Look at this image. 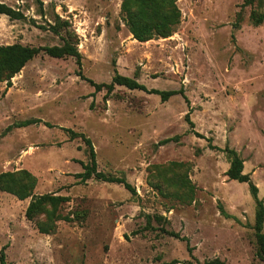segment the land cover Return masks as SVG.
Here are the masks:
<instances>
[{
  "label": "rangeland",
  "instance_id": "374dc122",
  "mask_svg": "<svg viewBox=\"0 0 264 264\" xmlns=\"http://www.w3.org/2000/svg\"><path fill=\"white\" fill-rule=\"evenodd\" d=\"M0 2L22 14H0V45L68 41L81 54L80 67L40 52L12 77L0 74V173H18L33 195L68 197L28 219L30 196L0 190L5 264H263L249 186L225 172L233 150L264 206V22L250 18L264 0H174L171 35L145 41L133 38L123 0ZM115 73L182 89L187 100L86 81ZM27 120L36 121L21 126ZM84 138L97 169L134 193L77 177Z\"/></svg>",
  "mask_w": 264,
  "mask_h": 264
},
{
  "label": "trees",
  "instance_id": "16d2710c",
  "mask_svg": "<svg viewBox=\"0 0 264 264\" xmlns=\"http://www.w3.org/2000/svg\"><path fill=\"white\" fill-rule=\"evenodd\" d=\"M136 2L133 6L132 2ZM248 2L252 0H247ZM122 11L125 14V22L129 27V30L138 41H145L153 36L167 37L171 35L174 27L179 23L180 11L174 3V0H123ZM0 14H5L11 19H20L22 14L0 2ZM251 21L254 25H259L264 22V12H252L250 14ZM55 29V26H52ZM40 52L51 57L61 58L67 55L75 57L77 65H81V54L78 52L75 45L65 41L61 45L34 47L29 45H23L21 43H12L8 45H0V74L4 73L8 78L18 73L23 66L35 57ZM78 75L85 79L79 70ZM96 91L102 89L106 90V93L114 88L115 85H123L129 89H139L148 93L156 94L162 101L167 100L169 97L175 94H181L185 100L186 97L182 89L178 90H158L147 89L144 85L138 83L132 78L115 73L110 83H96L90 79H86ZM8 85L10 81L8 80ZM187 122L192 127L193 123L186 115ZM34 121H24L21 126L28 125ZM65 131L71 134V137L81 135L71 129L65 128ZM84 142L88 148V160L86 163L79 161L83 169L82 172L77 174L81 180L94 178L100 181L118 183L121 184L126 190L134 193V187L127 182L123 177L110 176L97 169L96 156L93 145L89 138H84ZM232 155L229 166L225 172L231 180L238 182H245L249 186L250 194L255 202L254 223L253 229L255 233L256 241V255L264 264V232L262 231V224L264 222V206L262 200L257 197V187L251 182L248 174L243 173V162L236 155L233 150H230ZM24 172L30 179V174ZM33 183L29 189L25 183L19 182L18 173L2 172L0 173V190L15 195L18 199H25L30 196V201L25 210V216L31 219L35 212L39 210L44 204L56 206L64 201H67V196L55 195L52 193H45L40 195L31 194ZM42 229V228H41ZM177 237L176 234L171 233ZM175 262V261H174ZM0 264H5L3 249L0 251ZM183 264H192L191 262H184ZM204 264H224L221 260L215 258L213 260L204 262Z\"/></svg>",
  "mask_w": 264,
  "mask_h": 264
}]
</instances>
